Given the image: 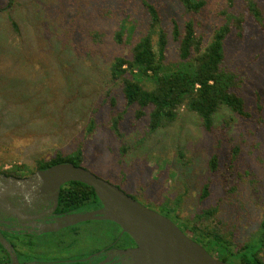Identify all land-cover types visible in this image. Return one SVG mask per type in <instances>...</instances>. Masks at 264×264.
I'll return each instance as SVG.
<instances>
[{"label":"rangeland","instance_id":"rangeland-1","mask_svg":"<svg viewBox=\"0 0 264 264\" xmlns=\"http://www.w3.org/2000/svg\"><path fill=\"white\" fill-rule=\"evenodd\" d=\"M143 1L0 0V168L34 169L39 161L79 151L82 167L167 216L189 236L196 225L232 247L243 245L264 218V0H257L262 26L248 18L241 36L232 33L224 42L223 67L236 74L235 89L249 116L222 108L213 133L184 108L176 120L149 132L151 107L136 116L137 105H126L120 84L110 80L112 60L128 57L148 31ZM145 1L159 13L167 63L177 60L172 20L182 30L190 19L207 42L222 24V13L243 5L205 0L190 14L179 0ZM210 209L213 214L197 219ZM114 231L107 221L85 222L32 237L27 251L39 260L83 256ZM68 232L76 235L75 243L63 249ZM259 255L264 260V245Z\"/></svg>","mask_w":264,"mask_h":264},{"label":"trees","instance_id":"trees-1","mask_svg":"<svg viewBox=\"0 0 264 264\" xmlns=\"http://www.w3.org/2000/svg\"><path fill=\"white\" fill-rule=\"evenodd\" d=\"M179 2L185 12L190 14L198 13L205 5V0H179ZM229 3L232 4V0H229ZM242 3L241 9L222 13V24L214 29L207 42H204L202 35L196 34L190 19L183 24L182 30L178 23L172 20V36L178 43L177 60L167 63L165 61L167 37L160 26L159 13L153 4L143 1L150 17L148 31L132 46L128 57L116 56L112 60L109 77L112 82L120 84L126 105H137L136 116H143L144 109L151 107L148 113L149 132L157 130L164 123L176 120L181 108L197 115L202 127L210 133L214 132V117L222 108L229 109L241 118L249 116L242 97L235 89L239 81L236 74L223 67L225 40L232 33L241 36L248 18L259 26L263 24L262 12L257 0H242ZM10 20L13 29L18 32L17 23L11 17ZM123 31L122 26L116 32L117 41H121ZM155 35L157 38L154 43ZM256 98L259 100V96ZM232 151L233 154L237 152L235 147ZM215 160L216 157H212L209 164L214 166ZM61 162L81 165V153L77 151L65 158L39 161L34 169L24 168L33 171L35 168L44 169ZM70 185H72L70 190L77 188L79 199L76 200V204L67 205L68 201L64 197L65 190H63L59 201L63 208L72 207L79 210L85 206L98 204L92 187L78 181H73ZM204 188L207 189V186ZM213 212L212 209L206 210L198 215L197 219ZM180 228L187 234L184 228ZM188 231L192 233V239L202 244L218 259L235 264H264V260L259 255V250L264 245V218L251 239L236 247H232V244L219 234L198 230L196 225H192ZM61 243L68 246L73 243V239H63ZM22 255L24 260L36 259L30 258L29 251L22 252ZM5 261L8 260L0 256V262Z\"/></svg>","mask_w":264,"mask_h":264},{"label":"water","instance_id":"water-1","mask_svg":"<svg viewBox=\"0 0 264 264\" xmlns=\"http://www.w3.org/2000/svg\"><path fill=\"white\" fill-rule=\"evenodd\" d=\"M6 179L0 188L3 199L10 193L34 198L47 191H57L69 181H78L93 188L100 208L65 215L56 222L43 225L42 232L89 220H108L118 225L121 232L135 243V247L124 251L133 264H235L218 259L173 220L148 208L120 187L81 165L61 162L37 170L26 178ZM0 243L10 255L9 262L0 264H21L11 251V245L3 238H0Z\"/></svg>","mask_w":264,"mask_h":264},{"label":"flooded vegetation","instance_id":"flooded-vegetation-1","mask_svg":"<svg viewBox=\"0 0 264 264\" xmlns=\"http://www.w3.org/2000/svg\"><path fill=\"white\" fill-rule=\"evenodd\" d=\"M37 170L40 169L35 168L33 171H27L15 166L2 167L0 168V188L7 181L6 178H26ZM71 182L73 181L62 184L57 191H47L34 198H27L22 194L10 193L6 195V199H3L0 195V238H3L11 245V251L16 255L21 264H133L124 251L128 248L135 247V243L127 234L121 232L118 225L111 221L89 220L56 231L42 232L41 228L43 225L56 222L65 215L96 210L101 207L98 200V204L95 206H85L79 210L72 207L63 208L59 202L61 199L60 196L64 192L63 190H65L64 197L68 201L67 205L76 204V200L79 199L77 188L74 187L70 190L72 188V185H70ZM94 221H107L116 228V231H114L113 235H109L105 242L95 244L94 248L88 250L87 254L69 258L23 259L22 252L27 251V247L30 244L28 239L45 236L47 234H56L62 232L64 229L77 228L82 223ZM68 233L70 239H73V243L68 246L60 243L63 249L64 247L69 248L75 243L76 235L74 233L72 234V232ZM0 256L4 260H8L5 262L10 261L9 252L1 243Z\"/></svg>","mask_w":264,"mask_h":264}]
</instances>
